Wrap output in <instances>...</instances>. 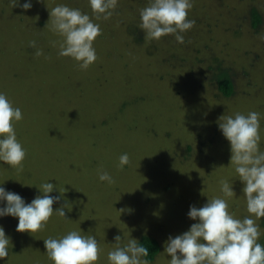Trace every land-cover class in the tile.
<instances>
[{
    "label": "rangeland",
    "instance_id": "1",
    "mask_svg": "<svg viewBox=\"0 0 264 264\" xmlns=\"http://www.w3.org/2000/svg\"><path fill=\"white\" fill-rule=\"evenodd\" d=\"M35 1L43 6L41 13L47 20L37 13L31 17L27 10L30 16L24 20L41 34L33 39L20 31L23 26H18L20 16L11 0H0V6L13 12L6 14L0 9V21L9 15L7 27L0 28V92L22 111L23 119L14 127L26 150L22 172L0 161V183H4L0 186L30 203L43 195L37 187L49 181L56 185L49 195L61 196L53 208L66 205L68 219L53 215L43 231L30 234L16 230L18 218L0 217V226L11 241L9 257L0 264H53L44 240L59 239L73 230L97 238L103 250L98 264H109L107 253L114 250L117 235L122 237L121 246L131 238L140 243L143 235L152 236L160 250L151 264H169L170 257L162 253L168 237L188 231L197 222L187 215L190 206L199 208L208 198L222 196L219 182L225 179L233 183L236 193L228 200L229 211L241 220L250 215L243 182L230 163V143L219 127L213 130L204 112L205 108L209 113L215 111L214 103L205 96L214 94L184 83L194 61L171 58L170 53L161 55L160 39L147 43L130 39L127 23L140 14L129 8L125 11L132 0H118V19H97L91 12L93 22L101 28L93 43L97 60L82 69L79 62L58 54L64 38L52 30L50 18L58 2L31 0L32 4ZM139 1L137 8L143 9L145 5ZM253 1L220 0L224 9L234 12L239 20L225 24L241 23L249 29L247 4ZM255 1L264 13V0ZM24 2L19 0V4ZM82 2L78 4L84 10L86 3ZM215 29L213 35L218 41H211V47L223 59L227 47L223 42L230 45L225 60L228 66H241L244 73L246 51L248 55L255 51L264 55L263 27L254 36L238 34L234 28ZM30 41H35L36 51L42 54L37 55L35 50L28 54ZM147 45H153L148 55ZM152 71L154 74H150ZM253 74V88L250 90L247 82L240 83L239 91H245L217 112V124L222 122L221 117L237 113L246 116L253 111L264 119V62ZM199 122L205 126H200L201 136L196 138ZM186 139L194 143L189 153ZM124 153L131 164L121 169L119 157ZM101 171H107L115 183L100 181ZM257 223L263 236L264 228L259 220Z\"/></svg>",
    "mask_w": 264,
    "mask_h": 264
},
{
    "label": "clouds",
    "instance_id": "2",
    "mask_svg": "<svg viewBox=\"0 0 264 264\" xmlns=\"http://www.w3.org/2000/svg\"><path fill=\"white\" fill-rule=\"evenodd\" d=\"M11 3L16 6L19 0H11ZM89 4L97 19H108L118 0H89ZM19 6L28 10L33 5L31 0H26ZM191 7V0H149V6L140 11V28L149 39L159 40L172 34L178 42L183 43L181 33L195 24L194 20L188 18ZM50 18L52 30L64 38L58 54L79 62L82 69L92 65L97 60L93 43L101 34L100 25L94 23L88 14L65 4L52 8ZM31 46L35 47V41L31 42ZM36 54L42 53L38 50ZM22 119L21 109L13 107L7 96L0 92V161L18 173L24 169L26 150L17 139L14 124ZM221 119L218 127L230 143V163L243 182L242 191L250 215L241 220L229 211L228 200L236 193L233 183L221 180L220 191L223 195L208 198L202 207L190 206L187 215L197 222L188 231L168 237L162 253L170 257L169 264H264V245L259 242L261 232L257 223L264 218V151L260 148L259 113L253 111L246 116L237 113L234 117ZM130 164L127 153L119 157L121 169ZM98 174L100 181L115 183L107 171ZM37 188L43 195H37L26 203L19 194L0 186V203H4L0 207V217L18 218V232L32 234L43 231L53 215L66 218V205L55 210L53 208L61 196L49 195L56 185L48 181ZM115 241L114 250L107 253L109 264H151L147 259L149 249L137 239L131 238L121 246L122 237L117 235ZM10 242L0 226V260L9 257ZM44 245L53 264H98L103 252L94 235H81L75 230L59 239L49 237L44 240Z\"/></svg>",
    "mask_w": 264,
    "mask_h": 264
},
{
    "label": "trees",
    "instance_id": "3",
    "mask_svg": "<svg viewBox=\"0 0 264 264\" xmlns=\"http://www.w3.org/2000/svg\"><path fill=\"white\" fill-rule=\"evenodd\" d=\"M54 2H58L57 4H65L69 6L70 8H76L81 10V12H85L91 17L92 9L89 4V0H78L79 2L86 3V6L84 7V10L82 6L78 4V1L76 0H52ZM144 8L149 6V0H142ZM39 1H35L32 5L31 11V17L34 15V13H37V15L42 16V18H45L47 20V16L43 13H41L43 10V6L38 4ZM192 7L189 10L188 18L195 21L194 26L186 30L185 32L181 33L184 37V42L180 43L175 39V35H167L160 38L162 40V48L160 51H158L161 55L164 53H170L171 58H176L179 56V58L183 60H188L189 62H193L192 69L189 72V77H187L186 81L184 83H191L196 85V90L200 91L204 90L203 92H210L214 94L213 96L205 95L209 100H211L215 106V111L209 113L207 111V108H205V111L208 115L207 118L211 120L212 128L215 130L216 127H218V124L216 120L219 110H221L226 104L229 102H235L240 98L243 94L242 91H245L244 88L240 89L239 91V84L242 82L249 83V86H247L250 90L253 88V85L251 86V83L253 84V79L256 78L251 77L254 75L253 73L257 69V65L259 63L264 62V55L259 53L258 51L253 52L252 55H248L246 51V56L248 59H245L244 64V73L241 72L243 68L239 66V68L230 67L227 65L226 61L229 57V47L228 43L223 42L227 47L224 49L225 56L223 59L216 56L214 47H211V41L213 40L218 41L217 37L213 35V31L216 32L215 28L223 27L225 29H235V32L238 34H241L243 32H246L244 34L249 35H255L258 33L261 28H264V13L262 5L257 2L253 1L252 4H247L250 9L247 12V18L250 19V23L248 24L249 29H244L243 25L241 23L231 26L226 25L225 22H232L233 20L239 21L238 17L235 16L234 12L226 11L224 7L220 4V0H191ZM140 1L139 0H132L128 2V4L125 6V11L130 9L131 12H136L137 14H140V11L142 9L137 8L139 6ZM21 4H18L15 6H12L14 8V12L18 14L20 17L19 19V25L23 26V28L20 30L23 33L26 32L31 38L36 39V36H40V32L38 30H34L30 24H28L27 20H24L23 17H29L30 11H27L23 9ZM143 8V9H144ZM0 9L7 13H13L9 12L4 6H0ZM139 11H136L138 10ZM247 11V7L245 8ZM121 7L117 4L115 10L113 11V14L109 19H118V16L120 15ZM23 14V15H22ZM246 14V13H245ZM28 15V16H27ZM9 18V15H7ZM92 16L95 18V14L92 13ZM134 16V15H133ZM138 16L133 17V20L129 21L127 23L128 31H129V37L132 40L135 41H143L144 43H147L149 41V38H147L145 31L140 28L141 19L140 16L137 19ZM6 18V19H7ZM17 18V19H18ZM6 19L1 20L0 22V28L4 29L7 27V24L9 23ZM45 20V23H46ZM246 21V19L244 20ZM116 22V20H115ZM44 21L41 22L40 25H42ZM223 25V26H222ZM263 25V26H262ZM17 26V25H16ZM15 29V27H14ZM199 29V30H198ZM224 29V30H225ZM198 30V31H197ZM141 31V32H140ZM211 35L213 38L211 39ZM30 41V45H31ZM170 43H174V45H171ZM2 44V42H1ZM214 44V42H213ZM224 44L222 46H224ZM153 45H147L146 50L147 53L145 54H151V49ZM174 46V47H173ZM31 50L28 54H33L36 51V47L28 46ZM35 50V51H34ZM37 52V51H36ZM228 56V57H227ZM259 58V59H258ZM181 67L183 65H180ZM204 68V69H203ZM250 72V73H249ZM150 74H154V71H152ZM192 78H191V77ZM255 76V75H254ZM246 80V81H245ZM181 82V81H179ZM183 83V82H182ZM176 85L179 86V83ZM195 92V91H194ZM246 94V93H245ZM262 111L264 114V105L262 104ZM213 116V118H212ZM264 118V117H263ZM263 120H260L261 127L264 126ZM197 125L199 132L196 131V138L201 136V125L205 124L203 122H199ZM209 125V124H206ZM261 127H260V135H261ZM216 139H217V132ZM191 139V138H190ZM210 141L208 142L211 144V138H209ZM187 140V139H186ZM187 142H189L187 140ZM194 144L193 142H189V144L186 146V151L188 153L191 150V146ZM208 146V145H207ZM203 147V146H202ZM260 148L264 151V140L261 139L260 141ZM260 225L264 228V218H261L259 220ZM264 233V229H263ZM261 241L259 242L264 245V234L261 235ZM140 244L144 245L149 249V256L147 259L150 261H153L156 255L159 253L160 250V244L155 238H152V236L149 235H143L142 240L140 241Z\"/></svg>",
    "mask_w": 264,
    "mask_h": 264
}]
</instances>
